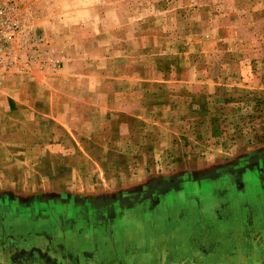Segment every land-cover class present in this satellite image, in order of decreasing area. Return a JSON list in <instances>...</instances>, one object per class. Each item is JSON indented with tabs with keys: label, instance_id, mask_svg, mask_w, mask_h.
I'll list each match as a JSON object with an SVG mask.
<instances>
[{
	"label": "rangeland",
	"instance_id": "rangeland-1",
	"mask_svg": "<svg viewBox=\"0 0 264 264\" xmlns=\"http://www.w3.org/2000/svg\"><path fill=\"white\" fill-rule=\"evenodd\" d=\"M0 264H264V0H0Z\"/></svg>",
	"mask_w": 264,
	"mask_h": 264
}]
</instances>
